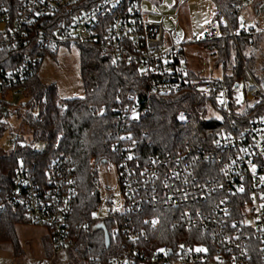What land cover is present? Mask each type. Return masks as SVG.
I'll list each match as a JSON object with an SVG mask.
<instances>
[{
    "label": "built area",
    "instance_id": "1",
    "mask_svg": "<svg viewBox=\"0 0 264 264\" xmlns=\"http://www.w3.org/2000/svg\"><path fill=\"white\" fill-rule=\"evenodd\" d=\"M234 1L240 22L250 0ZM20 2L12 23L0 2V23L5 25L0 32V50L29 42L49 54H56L62 46L94 47L114 63H125L149 76L147 98L177 94L191 84L186 46L178 28L180 5L172 16L175 27L166 29L165 16L161 21L151 19L161 10L158 1ZM217 10V16L206 26L203 42L264 36V31L247 29L246 23L232 28L219 3ZM39 22L41 27L36 26ZM43 59L27 54L17 68L0 69V122L16 110L17 104L28 101L21 86ZM197 89L212 96L208 116L224 125L213 146H186L175 154H150L148 133L136 130L148 109L131 95L128 103L115 111L113 159L90 161L93 194L99 204L86 220L76 222L73 218L79 190L70 157L53 158L41 175L35 164L22 163L12 175L9 189L0 184V216L10 206L23 212L27 224L49 231L56 252L51 259L27 256L23 264H52L57 254L75 250L85 234L95 229L104 232L102 228L117 253L106 264H264V108L257 110V105L264 103V84L245 64L236 83L209 79ZM60 108L66 109L67 104L61 101ZM177 119L187 123L188 114L181 111ZM9 146L38 153L50 149L48 142L25 135L10 140ZM111 164H115L121 188L119 203L100 178L103 168L110 171ZM166 212L174 228L192 235L179 241L175 249H155L150 246L151 234L162 228ZM84 260L99 263L98 257Z\"/></svg>",
    "mask_w": 264,
    "mask_h": 264
},
{
    "label": "trees",
    "instance_id": "2",
    "mask_svg": "<svg viewBox=\"0 0 264 264\" xmlns=\"http://www.w3.org/2000/svg\"><path fill=\"white\" fill-rule=\"evenodd\" d=\"M92 1L97 3L99 0ZM0 2L7 9L11 23L14 22L21 5L20 0ZM219 4L224 9L230 26L238 29L240 23L234 12L237 2L219 0ZM36 26L41 27L42 24L39 22ZM225 30L226 28H222L223 33ZM255 42V38L240 36L237 42L231 38H221L202 44L211 46L213 55L220 56L224 71L228 69L232 50L237 51L232 73L223 77L232 85L242 77V66L245 62L254 65L255 58L247 59L244 54ZM79 49L84 98L64 101L67 108L61 109L58 106L60 97L57 87L43 84L38 76L39 69L21 86L28 99L25 107L29 108L22 119L23 128L28 130L25 136L48 142L49 151L38 153L18 147L9 154H0V184L4 189H9L11 177L20 167V161L35 164L37 172L41 175L53 158L62 155L72 158L79 190L73 217L76 222L88 219L99 204V198L93 194L90 161L93 158L100 162L113 159L111 145L115 111L126 105L131 95L137 96L143 107L148 109L136 130L138 133H148L152 142L150 154H175L186 146L212 147L224 128L219 120L208 116L209 104L213 102L212 96H207L197 89L198 84L209 79L202 78L190 70L191 84L180 93L170 96L152 94L147 98L149 76L125 63H114L109 57L101 56L94 47L81 46ZM27 54L43 58L47 55L55 56L29 42L16 49L0 50V69L9 71L17 68ZM257 80L262 82L259 78ZM263 108L264 103L257 105V110ZM34 109L36 113L33 112ZM181 111L188 114L187 123L178 121L177 116ZM168 214L162 228L151 234L150 246L155 249H175L179 241L188 240L192 235L174 228ZM22 224H27L23 212L14 207H8L0 216V243L10 244L15 257L25 254L17 231V227ZM75 251L83 259L98 257V264H106L112 256L117 255L113 241L107 248L105 234L101 229L85 234Z\"/></svg>",
    "mask_w": 264,
    "mask_h": 264
},
{
    "label": "rangeland",
    "instance_id": "3",
    "mask_svg": "<svg viewBox=\"0 0 264 264\" xmlns=\"http://www.w3.org/2000/svg\"><path fill=\"white\" fill-rule=\"evenodd\" d=\"M158 1L161 4V10L157 14L152 15L153 20H162L164 18V25L166 29L175 27V21L172 16L176 14L177 5H180L178 16V28L182 33V39L185 43V52L190 70L206 79L223 78L224 75L232 73L234 59L237 51L234 49L231 53V61L228 65L227 71H224L223 62L219 55H213L211 46L202 44L204 39V32L206 26L210 24L217 16V4L219 0H186L181 3V0H152ZM257 8L264 10V0H250V4L243 10L240 25L248 23L250 26L254 25L255 20L252 17L251 10ZM264 14V11H263ZM259 17H257L258 19ZM5 25L0 23V32L3 31ZM225 28V27H224ZM257 29H264L262 22ZM264 38V36H262ZM264 42V41H263ZM260 46V45H259ZM259 53L254 57L251 50H247L244 54L245 58H255L254 65L245 62L243 66L250 69L254 78L260 79L264 84V46H260ZM256 48L254 50H257ZM253 50V51H254ZM252 53V56L249 54ZM242 66V67H243ZM38 76L41 82L45 85H54L57 87L59 100L67 101L73 98H84L85 90L81 73V51L77 47L62 46L58 49L55 56L47 55L43 59L42 65L39 67ZM27 101L20 102L16 106V110H12L9 116L0 122V154H9L15 148L9 146V141L16 138L18 135H27L28 130L23 128L22 119L28 107H23L22 104ZM32 112V111H30ZM36 113V109L33 110ZM213 115V114H212ZM210 116V115H209ZM22 165L20 161V166ZM110 171L103 168L104 173L100 176L102 185L109 186V195H113L114 200L119 203L122 201V193L120 184L117 179L115 164H111ZM105 197L107 194L105 193ZM32 227L27 224H22L17 227L18 235L22 241L24 253L27 252L29 256H40L51 259L55 255V250L52 246L49 247V252L43 255L37 253L34 248V241L32 239ZM42 229H38L36 234H42ZM37 236V235H36ZM50 238V237H49ZM51 239V238H50ZM15 257L13 248L8 243H0V264H23V258ZM87 264V262L79 256L75 250H70L68 253H59L55 256L52 264Z\"/></svg>",
    "mask_w": 264,
    "mask_h": 264
},
{
    "label": "crops",
    "instance_id": "4",
    "mask_svg": "<svg viewBox=\"0 0 264 264\" xmlns=\"http://www.w3.org/2000/svg\"><path fill=\"white\" fill-rule=\"evenodd\" d=\"M263 11L264 10L259 9V8H257V10L252 8L251 13H252L253 19L255 20V23L252 26H250L248 23H246L245 27L249 30L264 31V29H262V30L257 29V28H259V26L262 22L264 23ZM257 17H259V18L257 19ZM254 38H255L256 42L252 46H250L249 50H251L254 53V57H257L256 54L260 52L259 49H257V48H260V46L263 48L264 38L262 36L261 37H254ZM255 48L257 50H254ZM249 54L252 56V53H249ZM27 225H29V224H27ZM29 226H31L33 229L32 230V232H33L32 233V239H35L33 246H34V248H36L37 253H39L41 255H43L44 253H48L49 249H50L49 247L51 246V239L49 238L50 237L49 231L46 228L41 227V226H33V225H29ZM38 229H42V231H44V232H42V234L38 235V234H36ZM21 244H22V241H21ZM22 248H23V245H22ZM29 255H31V254L25 252L24 257H23L24 260ZM24 260H23V262H24Z\"/></svg>",
    "mask_w": 264,
    "mask_h": 264
},
{
    "label": "water",
    "instance_id": "5",
    "mask_svg": "<svg viewBox=\"0 0 264 264\" xmlns=\"http://www.w3.org/2000/svg\"><path fill=\"white\" fill-rule=\"evenodd\" d=\"M105 162V161H104ZM105 232V242H106V246L107 248L110 246V238L109 235L107 234L106 230L104 228H102Z\"/></svg>",
    "mask_w": 264,
    "mask_h": 264
},
{
    "label": "snow or ice",
    "instance_id": "6",
    "mask_svg": "<svg viewBox=\"0 0 264 264\" xmlns=\"http://www.w3.org/2000/svg\"><path fill=\"white\" fill-rule=\"evenodd\" d=\"M242 190V189H241ZM198 251H202V249H198Z\"/></svg>",
    "mask_w": 264,
    "mask_h": 264
}]
</instances>
